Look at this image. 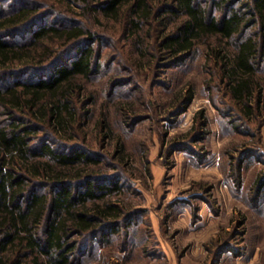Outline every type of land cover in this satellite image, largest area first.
<instances>
[{"label":"trees","instance_id":"obj_1","mask_svg":"<svg viewBox=\"0 0 264 264\" xmlns=\"http://www.w3.org/2000/svg\"><path fill=\"white\" fill-rule=\"evenodd\" d=\"M111 51L137 70L199 57L235 129L264 118V0H0V264H88L117 237L130 245L140 213L115 200L130 191L125 165L88 135L134 80L96 88Z\"/></svg>","mask_w":264,"mask_h":264},{"label":"rangeland","instance_id":"obj_2","mask_svg":"<svg viewBox=\"0 0 264 264\" xmlns=\"http://www.w3.org/2000/svg\"><path fill=\"white\" fill-rule=\"evenodd\" d=\"M110 54L115 72L97 79L96 88L112 76L134 80L114 92L126 99L98 106L88 135L95 150L122 160L130 191L115 200L140 216L127 249L117 237L88 264H264V118L235 129L236 113L199 57L172 68L139 60L137 70ZM250 152L257 155L242 161Z\"/></svg>","mask_w":264,"mask_h":264}]
</instances>
